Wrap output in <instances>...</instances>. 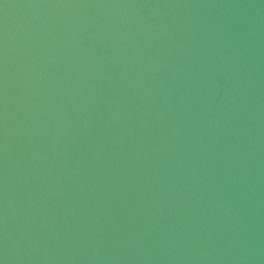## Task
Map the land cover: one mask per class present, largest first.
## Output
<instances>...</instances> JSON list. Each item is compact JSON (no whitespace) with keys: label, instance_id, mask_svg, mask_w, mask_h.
Listing matches in <instances>:
<instances>
[{"label":"water","instance_id":"1","mask_svg":"<svg viewBox=\"0 0 264 264\" xmlns=\"http://www.w3.org/2000/svg\"><path fill=\"white\" fill-rule=\"evenodd\" d=\"M3 264H264V0H0Z\"/></svg>","mask_w":264,"mask_h":264},{"label":"snow or ice","instance_id":"2","mask_svg":"<svg viewBox=\"0 0 264 264\" xmlns=\"http://www.w3.org/2000/svg\"><path fill=\"white\" fill-rule=\"evenodd\" d=\"M0 264H3V262H2V261H0Z\"/></svg>","mask_w":264,"mask_h":264}]
</instances>
